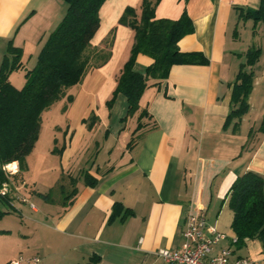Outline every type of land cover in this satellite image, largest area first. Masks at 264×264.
Returning a JSON list of instances; mask_svg holds the SVG:
<instances>
[{
	"label": "crops",
	"instance_id": "1",
	"mask_svg": "<svg viewBox=\"0 0 264 264\" xmlns=\"http://www.w3.org/2000/svg\"><path fill=\"white\" fill-rule=\"evenodd\" d=\"M141 1L106 0L102 5L101 12L106 6L109 9L101 15L96 32L101 29V36L94 35L90 49L106 50L110 58L87 69L81 82L67 90L70 103L61 100L52 106L62 116L53 126L55 146L63 147L61 156L54 155L58 158L55 178L40 181L33 175L39 167L29 161L38 156V137L26 158L27 171L15 190L29 203L36 199L39 207H29L32 212L25 215L13 197L19 216H8L14 220L5 224L4 232L14 239L18 255L10 256L5 264L34 256L40 264H85L92 256L98 258L94 264H166L157 252L180 247L187 213H203L207 224L231 238L232 213L226 199L230 186L245 172H253L264 181V37L260 31L264 24H258L252 36V21H238L233 9H255L258 0H160L154 11L156 19L177 20L185 9L193 22V34L177 43L179 51L200 52L209 63L175 65L159 85L148 81L138 112L121 122L127 108L125 98L117 95L110 109L106 102L129 58L134 32L119 25L118 19L126 7L138 14ZM61 3L0 0V63L11 41L22 52L23 69L14 73L31 70L48 35L61 20ZM112 26V45L105 49ZM235 27L236 39L232 36ZM245 33L249 40L243 39ZM251 44L260 45L261 55L252 69L249 110L233 131L232 123L226 128L223 125L230 110L232 83ZM151 63L149 57L137 55L134 70L142 73ZM13 75H9V82L20 89L22 83ZM142 110L149 117L141 120L143 128L132 135ZM91 113L98 121L87 130L82 120ZM133 137V144L127 147ZM12 165V170L17 169L16 163L8 166ZM83 173L97 180L94 188L82 184ZM61 175L76 179V194L67 207H61L60 193L56 199L38 197L51 193ZM23 185H29L33 193L23 192ZM116 202L133 215L122 222H108ZM228 245V239L221 242L212 255ZM234 250L236 257L247 258L251 264H264V252L256 240H247L241 249Z\"/></svg>",
	"mask_w": 264,
	"mask_h": 264
},
{
	"label": "trees",
	"instance_id": "2",
	"mask_svg": "<svg viewBox=\"0 0 264 264\" xmlns=\"http://www.w3.org/2000/svg\"><path fill=\"white\" fill-rule=\"evenodd\" d=\"M66 6L62 19L48 35L42 46L34 67L26 70L25 82L20 89H16L9 82V75L22 68L19 48H15L9 41L6 53L0 63V190L6 185L8 192L0 193L2 205L13 207V197L10 194V178L19 176L27 171L26 158L32 152L41 129L42 114L55 103L66 98L70 103L71 96L66 91L79 84L89 69L92 58L87 53L91 50V41L100 27L102 5L106 0H59ZM160 0H142L139 13L132 7H126L118 19V24L130 28L134 32L128 60L122 67L117 85L111 98L106 102L110 109L117 95L126 100V113L121 119L125 122L133 117L139 110V100L152 80L153 85H159L166 80L172 66H206L208 60L200 52H180L177 43L185 36L194 32V25L185 9L177 20L156 19L155 7ZM186 3L188 0H183ZM238 14V21H252V36L255 35L256 26L264 24V0H258L257 7H233ZM30 14L22 20L18 28L29 18ZM234 39L238 37L237 28L232 33ZM112 41L105 43V49L110 48ZM145 55L152 63L140 73L134 70L137 55ZM261 50L251 44L244 54V61L238 66L232 83L230 96V110L225 118L223 127L232 123L233 131L238 128L241 118L249 110L248 98L253 89V67L259 61ZM93 57H101L103 65L110 58V52L96 50ZM97 66V67H98ZM149 117L147 111L142 110L137 117L136 132L143 128L141 120ZM93 113L82 123L87 130H91L97 123ZM235 121V122H234ZM136 137L131 138L127 147H130ZM52 155L61 156L63 147L57 148L53 140ZM16 163L17 172L10 175L5 166ZM85 187L94 188L97 180L87 173L81 176ZM71 187L67 191L60 186L61 207L70 205V200L76 194V179H69ZM43 200L51 198V193L38 195ZM226 199L228 208L232 213L230 229L236 238L235 248L241 249L247 240H256L264 252V181L253 173L245 172L238 176L230 186ZM8 212L0 209V221ZM133 212L114 203L108 222L124 221L132 216ZM98 259L92 256L85 264H94Z\"/></svg>",
	"mask_w": 264,
	"mask_h": 264
},
{
	"label": "rangeland",
	"instance_id": "3",
	"mask_svg": "<svg viewBox=\"0 0 264 264\" xmlns=\"http://www.w3.org/2000/svg\"><path fill=\"white\" fill-rule=\"evenodd\" d=\"M108 2L109 1H107V3ZM61 6H62L61 7L62 8L61 16L63 17L64 12L66 10V6H65L64 3H61ZM108 9H109V7L106 6L103 9L102 12L100 10V12H99L100 23H101V15L105 16V13L108 12ZM62 17L59 18V19H62ZM58 21H60V20H58ZM113 27L114 26H112V28ZM260 28H261L260 29L261 34H263V37H264V27H263V25H261ZM113 35H114V28L110 30L109 35H108L107 39L105 40V43H109V41H112L113 40ZM100 36H101V29L96 34L97 38H99ZM247 37H248V40H249V34L245 33L244 36H243V39L245 40V38H247ZM262 45H263L262 47L264 49V39L262 41ZM255 46L260 48L259 44H256ZM95 51H96L95 49L94 50L91 49L87 53L88 56L92 57L90 59V61H89L90 67L98 66L101 63V57H93ZM104 52H107V51L104 50ZM243 61H241V62H243ZM263 63H264V58L262 59V64ZM12 73L14 74L13 75L14 78L16 77V78L20 79V82L22 83V86H23L24 82H25V78H24L25 72H21V73L20 72H18V73L12 72ZM66 96H67V91H66ZM62 100L64 101V104L68 103L66 101V98H63ZM62 112H63V109H62ZM61 119H62V116L55 110V107L54 108L51 107L49 109V112L47 111L46 115H44V117L42 118L41 129H40V133H39V142H38L37 150H36L37 153H38V156L32 157L31 160L29 161V163L32 166L36 165V164L38 165L39 170H38V172H37V170H36V172H33V175L34 176L36 175L37 178L40 179V181H42V180L43 181H49V180H52L53 178H55V173H56L55 168H56V166L58 164L57 163L58 158L56 156L48 153V151L53 146V126L58 125L61 122ZM57 148H60V144L57 145ZM93 156H94V154H93ZM92 160L95 161L94 158ZM90 163H92V161H90ZM4 169L10 175H13V174H15L17 172V169H14V170H12L13 168L9 169L8 165L5 166ZM20 181H21V179L19 178V176H15L14 180L12 178H10V182H11L10 194H11L12 197H14V199H16V201L20 202V203H17V205H18V207L22 208L23 213H25V215H30L32 211H31V209L29 208V205H28L29 204V202H28L29 200H27V198L23 195V193H21V191H16L15 190V186L17 187L18 182H20ZM60 186L64 187L67 191L71 190V187H70V184H69V176L61 175V177L59 178L55 188L52 189V192H51V198L52 199H56V198L59 197V188H60ZM30 188L31 187L29 185H23L22 186V191L25 192V193H28V194H32L33 191ZM23 198H25L27 200V203H23L22 202ZM31 201L34 203L33 204V203L30 202L33 206L35 205L36 207H39V203H38V201L36 199H32ZM35 206H34V209H35ZM0 209L8 212V214H6L4 216L5 218L3 217L4 219L2 218V220L0 221V264H5L4 262L6 261V259H8L10 256L15 255L16 253H18V249L15 246L16 243L14 242V239L13 240L10 239L9 236L7 235V233L4 232V230L7 229L6 228L7 226L5 224L8 223L9 225H11V222L14 220V219L12 220V217L18 218L19 213H17L13 209H10L8 206L2 205L1 202H0ZM9 215H14V216L8 217ZM17 255L18 254H16V257H17ZM24 257L26 258V256H24Z\"/></svg>",
	"mask_w": 264,
	"mask_h": 264
},
{
	"label": "built area",
	"instance_id": "4",
	"mask_svg": "<svg viewBox=\"0 0 264 264\" xmlns=\"http://www.w3.org/2000/svg\"><path fill=\"white\" fill-rule=\"evenodd\" d=\"M8 192L6 185L2 186L1 194ZM23 203H27L25 198ZM34 210V206L28 204ZM182 244L175 250H159L157 256L166 264H251L247 258L236 257V238L219 232L214 226L207 224L203 213H187L181 232ZM228 239L229 245L212 255L213 248ZM7 264H40V259L34 256L30 259L18 257Z\"/></svg>",
	"mask_w": 264,
	"mask_h": 264
},
{
	"label": "bare ground",
	"instance_id": "5",
	"mask_svg": "<svg viewBox=\"0 0 264 264\" xmlns=\"http://www.w3.org/2000/svg\"><path fill=\"white\" fill-rule=\"evenodd\" d=\"M11 165V164H10ZM13 168V165L12 166H9V169Z\"/></svg>",
	"mask_w": 264,
	"mask_h": 264
}]
</instances>
